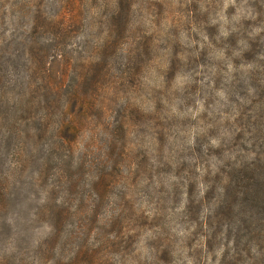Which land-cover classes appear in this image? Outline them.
I'll return each instance as SVG.
<instances>
[{"label":"rangeland","instance_id":"374dc122","mask_svg":"<svg viewBox=\"0 0 264 264\" xmlns=\"http://www.w3.org/2000/svg\"><path fill=\"white\" fill-rule=\"evenodd\" d=\"M30 50L78 121L63 142L45 95L9 110ZM0 100V264L252 263V230L232 243L224 214L205 243L203 220L229 154L264 160V0H0Z\"/></svg>","mask_w":264,"mask_h":264},{"label":"trees","instance_id":"16d2710c","mask_svg":"<svg viewBox=\"0 0 264 264\" xmlns=\"http://www.w3.org/2000/svg\"><path fill=\"white\" fill-rule=\"evenodd\" d=\"M46 17H43L45 20ZM53 20L46 19L45 23L48 25L49 22ZM263 56V54H261ZM34 60H36L38 67L36 66ZM40 56L38 51L30 50L29 56L26 59L27 65L25 69V80L18 84H14V86L19 85V89H23V92H20L17 99H12L10 101L9 110L13 109L16 105H20V108L23 112H27V107L34 106L31 95L37 97L39 95H45V99H38L39 107L42 105V102L45 101V104L42 108L43 114L41 113L39 117V129L41 131L50 130L55 133V137L61 141L63 139V133L66 131V128L70 130H75L78 127V121L75 120L74 117H71L72 114L68 115V107L65 105H61V107L57 110V108L53 107L52 102H59L62 99L61 88L63 84L55 83L52 84L47 80V77L50 76L49 70L44 67V65H40ZM39 77H43V79L38 82L35 86H32V79L38 80ZM96 82V81H95ZM80 84V82H79ZM95 85V84H93ZM94 87L91 86L90 91L87 94L92 96L91 90ZM26 94L28 97L25 98ZM49 94V95H47ZM73 94V95H72ZM82 95L81 86L76 84L73 88V93L69 94V97L75 98V100L80 99ZM51 96V100L49 97ZM74 96V97H73ZM82 98V97H81ZM69 101V100H68ZM3 102L0 100V107H2ZM50 107V108H49ZM99 108L103 109L100 105ZM57 115V120L54 122L53 126L50 127L48 124L49 114ZM14 111L12 115H15ZM28 114V113H27ZM62 118L60 119V117ZM32 116L29 114L24 116L23 118L15 116L14 118H9L11 122V126L15 124V122L19 119H24L29 123ZM5 119V115L0 116V121L3 123ZM217 150L225 152L222 147H215ZM240 157L246 158L243 155L232 156L229 154L227 156L228 161L226 162V170L224 172L223 177L221 178L222 185L221 187L211 185L209 186V191L214 192L217 190L218 198L217 203L218 207H216L205 220H203V224L205 226V235L204 241L205 243H210L214 238H222L218 232V229L221 230L220 226L218 229L215 225H219L226 218H231L232 223L228 228V232L231 233V230L234 229L235 232L241 230L251 231L252 235L247 236L246 241L252 243L255 241L257 250L252 256L251 264H264V160H260V156L256 154L255 156L249 158L248 160H240ZM76 167H83L82 164L76 165ZM6 195L9 198H13V194L0 186V207H4V198ZM52 204H45L42 206L41 210L36 213L37 218H52ZM56 221H60L61 218V209H57ZM224 214L230 215L225 218ZM35 217V214H33ZM32 216V219L34 218ZM234 232V233H235ZM234 233H231L232 235ZM230 235V236H232ZM244 235V234H243ZM243 235H239L238 233L234 234L233 237L236 241L232 243H241L243 239ZM243 239V240H242ZM230 242L227 241V245ZM227 254V252H226Z\"/></svg>","mask_w":264,"mask_h":264}]
</instances>
